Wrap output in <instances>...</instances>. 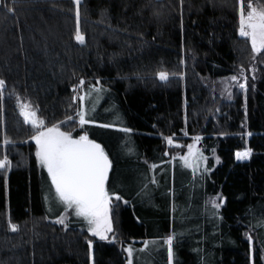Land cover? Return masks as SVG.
<instances>
[{
	"label": "trees",
	"instance_id": "obj_1",
	"mask_svg": "<svg viewBox=\"0 0 264 264\" xmlns=\"http://www.w3.org/2000/svg\"><path fill=\"white\" fill-rule=\"evenodd\" d=\"M6 2L15 12L0 9V78L7 84L0 159L11 161L10 170H0V264H127L123 249L130 245L133 264H167L169 235L176 237L174 264H264V53L254 59L250 41L238 35V0H81L82 44L72 0ZM247 2L264 6V0ZM241 67L246 90L230 85L233 75L244 82ZM160 71L167 80L159 79ZM13 89L21 103L38 106L48 126L72 116L62 129L74 137L87 132L108 149L114 163L108 190L122 196L113 204L115 242L91 237L74 214L64 225L53 223L66 213L36 162L34 130L8 95ZM90 92L91 105L100 102L97 114L113 111L103 121L111 125L104 129L110 139L101 127L78 124L79 97ZM193 142L216 164L199 183L191 171L178 170ZM121 149L128 165L118 163ZM133 149L142 173L157 165L143 181L142 190H150L140 203L137 191L114 187L119 171L134 169ZM245 149H251L249 161H236ZM181 191L187 193L180 200ZM217 196L225 205L213 209L209 201Z\"/></svg>",
	"mask_w": 264,
	"mask_h": 264
},
{
	"label": "snow or ice",
	"instance_id": "obj_2",
	"mask_svg": "<svg viewBox=\"0 0 264 264\" xmlns=\"http://www.w3.org/2000/svg\"><path fill=\"white\" fill-rule=\"evenodd\" d=\"M76 6L77 30L76 40L79 43H84V37L79 31V17L81 0H72ZM183 0H181V4ZM238 35L247 41H250L253 58L264 53V6L255 5L246 0H238ZM246 5V6H245ZM0 9L6 10L8 13L14 14L15 6H9L6 0H0ZM183 63V61H181ZM244 68L240 69V76L243 77L244 82L241 83L237 76L230 77L231 81L238 84L241 89L247 87V77L244 76ZM255 72V67L249 69ZM160 80L168 79V73L160 71L157 73ZM255 79V76L252 77ZM100 82L97 80L96 84ZM79 84L83 86L84 81L80 80ZM94 90L100 91L95 88ZM7 91L6 81L0 78V107L3 105L5 93ZM76 91V89H73ZM9 96H14L19 108V115L23 117L25 124H30L33 131L31 139L35 142L36 151L35 158L38 166L47 172V177L51 181V187L54 189V202L62 207V212H71L75 217L80 218L86 222L87 231L91 237H96L100 241L115 242V236H110L114 232L112 221L113 201L122 200V196L115 192H110L106 187L111 162L105 152L104 147L97 143L94 139H90L87 132L79 134L74 137L72 132L61 129V124L67 120H73L74 117L67 116L65 121L53 123L48 126L43 118H39L37 113L38 106H33L31 102L21 103L20 96L15 93V89L8 93ZM231 95V93H229ZM85 96H80L81 107L76 111L78 117V124L81 128L88 123H94L86 119L87 113L83 108V101ZM76 97H73L75 102ZM99 127H111L108 124H99ZM119 131L130 132L129 128H121ZM187 135V133H185ZM251 135V133H248ZM169 145L173 144L172 138H166ZM196 141L200 140L197 136ZM4 145L11 143L7 138L4 139ZM182 147V145H176ZM165 155H168L166 152ZM251 156V149L244 151H237L235 157L238 161H243ZM175 159V157H173ZM183 160L185 168L192 169L193 173L199 170L202 162L206 161L199 151L195 150L194 144L187 145V155L180 157ZM218 162V161H217ZM157 165L152 164L151 168L155 169ZM11 169V161L5 155L0 159V170L7 172ZM205 171H208L205 168ZM156 183L155 178L151 181ZM5 186H7V178L5 177ZM46 196L45 200L48 201ZM221 199L217 196L216 199L209 201L213 209H219L221 203L217 200ZM124 203H127L125 200ZM51 211V208H49ZM53 223L64 225L65 216L60 215ZM9 229L12 232L18 230L17 225L9 221ZM175 235H169L164 239L163 243L167 245V264H174L173 256V241ZM251 241V237H248ZM92 241H88L89 254L91 256ZM148 247V242H144V247L140 249L143 252ZM127 253V264H133V247L130 245L123 249Z\"/></svg>",
	"mask_w": 264,
	"mask_h": 264
},
{
	"label": "rangeland",
	"instance_id": "obj_3",
	"mask_svg": "<svg viewBox=\"0 0 264 264\" xmlns=\"http://www.w3.org/2000/svg\"><path fill=\"white\" fill-rule=\"evenodd\" d=\"M233 83L235 84V82L230 81V85H233ZM223 86H229L228 82H224L223 83ZM93 93L94 92L85 93V94H87V96H86L85 100L83 101V108H84V110L87 113L86 119H88L89 121H94V123H88L86 125H88V126H96L98 128L99 127L98 126L99 124H105V123H103V121L104 120L107 121L108 118H109L108 117L109 113H112L113 111L111 109L105 110V111L103 110V111H100L97 114L98 108L100 107L99 106L100 105V102L97 100V101H94V102H97L96 104L93 103L91 105V101L94 100ZM104 129H106V128H102V131L103 132H105ZM107 129H108V127H107ZM62 130H65V129L63 128ZM65 131H68V130H65ZM108 131H110V130H108ZM107 132H105L104 137L107 138V139H110V137H112L113 134L112 133H107ZM109 144H111V146H112L113 149L115 148L114 147L113 140H110ZM191 144H194L195 145V150L199 151L204 157H206V161L202 162L201 165H200L199 170L196 171L195 173H193L192 169L185 168L183 166V160L180 159L181 162H180V166H179L178 170L179 171L180 170H183V171H186V170L187 171H191L193 174H192V178H190V179L192 180V182H196L197 183L198 181H201V179H203L204 177L207 178V176H209L214 171V168L216 167V164H214V166L213 165H210V159H209V157L204 153L203 150H201V148H199L197 142H193ZM172 145H174V143ZM104 149H105V152H107L108 154L110 153L107 148H104ZM132 151L134 152V153L133 152L132 153L133 154H136V156H137L138 150L133 149ZM242 151H244V150H242ZM117 153H118V156H119L118 163H120V166H122V165H128V163H130V160L125 158V149H121ZM184 155H187V153L184 154ZM211 159H214V163H215V161H218V158L216 157L215 154L211 156ZM249 159L250 158H248L246 160H243L241 162H248ZM135 162L136 163L134 164V169L130 168V169H128V171H123V172H120L119 171L118 176L116 177V180L114 182V187L116 189H121L122 188V190H124V191L125 190H128L130 193L137 191V193H138L137 200L140 203L143 198L147 197L148 191L150 190V189H148V187H146L145 190H142L143 181L146 179L147 174H150V172L153 173V174L154 173L156 174L157 167L155 169L152 168V169H150L151 171H149L148 170V166H147L146 172L145 173H142V171L144 169V163L142 161H140V159L138 158V156H137V159H135ZM175 167H176L175 165H172L170 167V171L173 174L176 173V172H174L176 170ZM205 168H207L208 171H205ZM128 180H131V182H132V184H131L130 187H128V185H127ZM183 182H185V181H181V182L179 181L178 183L181 186V185L184 184ZM141 191H144V192L140 193ZM186 193H187V191H181L180 193H178L180 200L182 198H185L186 197ZM115 202L116 201H113V204ZM113 212H114V209H112V213H111V215H112V221H113V229H114L115 228V220H114ZM70 214H72V213L71 212L66 213L64 215L65 216V219L68 218ZM113 234H114V232L113 233H110L109 235L110 236H113Z\"/></svg>",
	"mask_w": 264,
	"mask_h": 264
},
{
	"label": "water",
	"instance_id": "obj_4",
	"mask_svg": "<svg viewBox=\"0 0 264 264\" xmlns=\"http://www.w3.org/2000/svg\"><path fill=\"white\" fill-rule=\"evenodd\" d=\"M97 142V141H96ZM97 143H100L101 145H102V147H104L103 146V144L101 143V142H97ZM106 154L108 155V157H109V160H110V162H111V168H110V171H109V176H108V181H109V179H110V174H111V171H112V169H113V165H114V163L112 162V158L110 157V155L106 152ZM234 158L236 159V157L234 156ZM236 161H238L237 159H236ZM108 181H107V183H108ZM106 187L108 188V186H107V184H106ZM223 206L225 205L224 204V201L221 203ZM139 240H137L136 242H138Z\"/></svg>",
	"mask_w": 264,
	"mask_h": 264
}]
</instances>
